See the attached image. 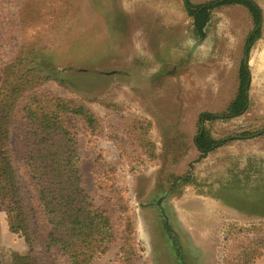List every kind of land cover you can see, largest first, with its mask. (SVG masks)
<instances>
[{
    "label": "rangeland",
    "instance_id": "1",
    "mask_svg": "<svg viewBox=\"0 0 264 264\" xmlns=\"http://www.w3.org/2000/svg\"><path fill=\"white\" fill-rule=\"evenodd\" d=\"M257 1L264 13V0ZM252 28L239 6L215 9L200 39L183 0H0V71L21 43L40 40L44 70L54 79L40 91L83 102L99 119L93 135L78 118L66 119L83 189L94 208L110 211L115 228V241L93 264L119 263L124 213L115 197L132 219L130 264H220L228 226L263 227L264 234V65L257 60L264 57V28L245 57L248 108L225 117ZM201 113L214 119L201 123ZM134 119L149 121L153 157L136 142ZM201 127L222 141L204 158L194 145ZM20 128L13 139L19 176L44 234ZM11 226V215L0 211L2 264L27 251ZM48 263L68 264L56 250ZM253 264H264V251Z\"/></svg>",
    "mask_w": 264,
    "mask_h": 264
},
{
    "label": "trees",
    "instance_id": "2",
    "mask_svg": "<svg viewBox=\"0 0 264 264\" xmlns=\"http://www.w3.org/2000/svg\"><path fill=\"white\" fill-rule=\"evenodd\" d=\"M183 1L197 38H204L212 12L226 6L243 7L252 22L253 28L243 45L244 58L262 36L264 14L257 0H210L197 6ZM44 63V47L36 40L21 43L6 57L0 71V211L11 215L12 232L19 234L27 246L26 253L12 255L10 264H49L51 250L65 256L68 264H93L115 241V228L110 211L94 208L83 189L76 142L66 119L78 118L91 135L100 122L83 102L40 91L43 84L54 81L46 74ZM237 82L226 118L238 117L248 108L250 72L243 62ZM28 92L34 93L32 100L20 105ZM212 119L214 116L208 113L199 116L201 123ZM18 124H21L18 143L24 152V164L37 187L38 203L47 223L44 234L36 229L35 213L19 176L18 154L13 144ZM150 128L149 121L144 119H134L130 126L139 147L153 157L154 146L148 138ZM221 144V140L213 139L204 129L194 137L200 158ZM113 201L124 213L125 234L119 246L118 264H130L136 246L132 219L117 197ZM262 231L263 227L258 226H228L220 264H253L264 251Z\"/></svg>",
    "mask_w": 264,
    "mask_h": 264
},
{
    "label": "crops",
    "instance_id": "3",
    "mask_svg": "<svg viewBox=\"0 0 264 264\" xmlns=\"http://www.w3.org/2000/svg\"><path fill=\"white\" fill-rule=\"evenodd\" d=\"M239 7H241V6H239ZM242 8H243V7H242ZM263 14H264V13H263ZM230 53H231L230 50H228V54H230ZM257 60H258V62H260L261 64L264 65V57L258 58ZM227 61H228V63L230 64V61H231L230 57L227 58ZM172 72H173V71H172Z\"/></svg>",
    "mask_w": 264,
    "mask_h": 264
},
{
    "label": "flooded vegetation",
    "instance_id": "4",
    "mask_svg": "<svg viewBox=\"0 0 264 264\" xmlns=\"http://www.w3.org/2000/svg\"><path fill=\"white\" fill-rule=\"evenodd\" d=\"M244 59H246V58H244ZM242 62H243V64H248L247 59H246V62H244V60ZM200 129H203V128L201 127Z\"/></svg>",
    "mask_w": 264,
    "mask_h": 264
},
{
    "label": "water",
    "instance_id": "5",
    "mask_svg": "<svg viewBox=\"0 0 264 264\" xmlns=\"http://www.w3.org/2000/svg\"><path fill=\"white\" fill-rule=\"evenodd\" d=\"M244 62H246V59H244Z\"/></svg>",
    "mask_w": 264,
    "mask_h": 264
}]
</instances>
